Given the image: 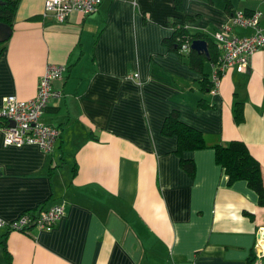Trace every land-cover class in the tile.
Instances as JSON below:
<instances>
[{
  "label": "crops",
  "instance_id": "1",
  "mask_svg": "<svg viewBox=\"0 0 264 264\" xmlns=\"http://www.w3.org/2000/svg\"><path fill=\"white\" fill-rule=\"evenodd\" d=\"M44 1L19 0L0 46V108L7 96L33 99L45 68L63 66L52 84L62 97L41 117L60 135L45 154L5 147L0 133V220L55 204L65 214L50 232L0 228L11 264H247L264 236V206L244 181L227 184L213 147L242 141L264 184V48L245 73L229 70L213 94L201 85L211 63L193 72L165 39L173 25L208 37L222 31L232 16L226 1L233 11L260 10L264 34V0H182L179 12L173 0H100L95 13L63 23L43 16ZM201 100L213 108L197 109ZM172 111L204 137L205 149L183 154L194 163L192 178L174 154L175 138L160 133Z\"/></svg>",
  "mask_w": 264,
  "mask_h": 264
},
{
  "label": "built area",
  "instance_id": "2",
  "mask_svg": "<svg viewBox=\"0 0 264 264\" xmlns=\"http://www.w3.org/2000/svg\"><path fill=\"white\" fill-rule=\"evenodd\" d=\"M98 5L99 0H45L43 16L53 15L57 22L63 23L72 13L81 16L95 13ZM259 19V13L248 15L243 11H236L222 31L213 33V41L217 44L220 54L217 61L211 63V93H217L221 79L229 70L245 73L251 57L264 48V34L259 26ZM232 27L248 29L251 34L244 37L229 36ZM183 49L190 50V45L186 44ZM64 73L65 67L48 65L40 78L38 91L33 99L20 101L14 96L3 98L0 108V133L3 135L5 147L21 148L24 145H34L45 154L52 153L60 132L56 127L43 124L41 117L50 100L62 97V91L54 90L52 84L63 79ZM64 214V205L55 204L48 209L38 210L35 214L24 212L7 223L0 220V228L17 233H27L32 228L50 232ZM255 248V264H262L264 237L258 238Z\"/></svg>",
  "mask_w": 264,
  "mask_h": 264
},
{
  "label": "trees",
  "instance_id": "3",
  "mask_svg": "<svg viewBox=\"0 0 264 264\" xmlns=\"http://www.w3.org/2000/svg\"><path fill=\"white\" fill-rule=\"evenodd\" d=\"M206 2L212 4L211 0H206ZM18 4L19 0H0L1 24H5L12 28ZM173 5L175 11H182V0H173ZM224 11L228 14V16H231L236 12L231 10V6L228 1L225 2ZM238 11H243L248 15L259 13V26L261 27L260 21L262 18V12L260 10L256 9L248 11L245 9ZM186 20L190 22L191 18L187 17ZM196 40L207 42L209 59H207L204 55H200L191 50H189L187 54L183 52V46H186V44L191 45V43ZM165 44L170 50L174 51V53L183 58L182 61L185 62V64L189 67L190 70L201 74L203 73L205 63H215L220 54L219 50L217 49V44L213 41V37H208V35L204 33L192 34L184 26L179 25H173V31L171 33V36L165 39ZM1 45L2 44H0V46ZM201 85L205 86L210 91V78L205 79L204 77L201 82ZM196 107L197 109L203 110L213 108V105L205 100H201L198 102ZM233 112L234 122L236 124H240L243 121L242 104L237 102L234 106ZM160 133L164 137L175 138L176 148L174 154L179 159L180 168L189 177H194V163L190 160L184 159L183 154L185 152L200 151L205 149L206 145L203 134L199 130L183 123L179 118L178 112L176 111H172L163 120ZM213 151L214 162L227 177V184L230 186L235 182L244 181L247 187L253 192H255V194L257 195L258 206L263 207L264 184L261 173V167L259 162L251 155L247 146L240 140H233L225 146H214ZM0 248L4 257L3 264H11V256L7 250V245L4 237L0 240ZM256 261L257 258L255 254L251 253V255L247 259V264H255Z\"/></svg>",
  "mask_w": 264,
  "mask_h": 264
},
{
  "label": "water",
  "instance_id": "4",
  "mask_svg": "<svg viewBox=\"0 0 264 264\" xmlns=\"http://www.w3.org/2000/svg\"><path fill=\"white\" fill-rule=\"evenodd\" d=\"M11 33H12V28L10 26L0 23V44H4L5 42H7L11 37ZM190 50L200 55H204L208 59L207 42L201 40L193 41L190 45ZM10 126H13V124H10Z\"/></svg>",
  "mask_w": 264,
  "mask_h": 264
},
{
  "label": "flooded vegetation",
  "instance_id": "5",
  "mask_svg": "<svg viewBox=\"0 0 264 264\" xmlns=\"http://www.w3.org/2000/svg\"><path fill=\"white\" fill-rule=\"evenodd\" d=\"M210 78V77H209Z\"/></svg>",
  "mask_w": 264,
  "mask_h": 264
}]
</instances>
